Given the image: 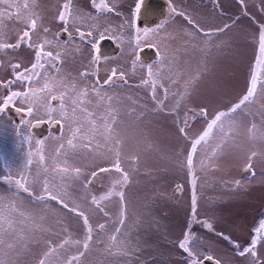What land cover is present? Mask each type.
Listing matches in <instances>:
<instances>
[{"label": "rangeland", "instance_id": "1", "mask_svg": "<svg viewBox=\"0 0 264 264\" xmlns=\"http://www.w3.org/2000/svg\"><path fill=\"white\" fill-rule=\"evenodd\" d=\"M38 1L0 4L6 21L15 17L10 31L16 34L12 40L0 34V44H16L23 31L31 33L27 46L24 40L12 52L20 65L17 74L32 77L17 83V92L28 93L27 99L18 97V105L32 106L33 118L57 121L61 132L31 142L27 131H18L17 147L0 152V176L18 178L28 189L14 193L0 185V259L6 264H189L179 247L188 234L199 260L264 264V62L259 53L264 0H168L171 14L147 32L135 27L134 18L129 26L117 14L124 15L128 2L114 0L120 9L115 7L110 26L103 29L98 19L86 29L111 32L121 53L97 66L67 59L57 69L60 24L46 19L47 0L40 6ZM137 2L126 6L135 8ZM31 19L37 21L35 29L28 27ZM42 38L57 57H48L46 66V50L38 46ZM146 46L156 51L149 62L137 54ZM37 51L43 53L39 62ZM33 63L43 67L33 70ZM121 72L125 83L115 81ZM110 76L113 82L105 83ZM250 88L253 95L243 102ZM45 186L59 200L48 199ZM176 189L180 193L174 198ZM41 195L44 200L37 199ZM253 238L257 255H238Z\"/></svg>", "mask_w": 264, "mask_h": 264}, {"label": "flooded vegetation", "instance_id": "2", "mask_svg": "<svg viewBox=\"0 0 264 264\" xmlns=\"http://www.w3.org/2000/svg\"><path fill=\"white\" fill-rule=\"evenodd\" d=\"M124 1L129 3V0ZM65 2H67V0H47V7L49 10L47 11V13L45 11L46 19L59 21L58 14L60 11L64 10L63 4ZM103 3L108 4L109 8H112L113 11L108 12L107 10H100L98 7H93V0H73V8L65 13L67 24H65V22L59 21L60 25L55 34L59 50L58 59L53 63L56 69L59 66L64 67L66 65L67 59H72L73 61L78 62L82 58V61H84V65L97 66L99 62L111 60V58H114L121 53V45L111 37V32L102 30L91 31V29H86L90 26H93V24H95L98 19L100 22L104 23V28H101L107 29L110 26L111 18H113L111 16H115L117 12L115 7L117 6L120 9V6L114 0H103ZM95 4L99 6L101 4V0H95ZM126 4L123 5L126 10L122 9L124 15H122V12H120L119 16H122L123 18L126 17L128 19L127 21H129L132 18L131 11L134 10V8H131V5L126 6ZM52 7L54 11H52ZM3 11H5L6 13H13L16 10L11 9L10 11L8 9H3ZM69 13H71V15ZM169 14H171V9L168 5L165 7V17L159 24L163 23L168 18ZM137 16L134 17L135 27L140 31L146 30V27L138 28ZM0 18V26L3 24V26L5 27V31H3V33H0L2 35V38H9L10 40L16 38V34L13 31H10L11 23L14 22L13 20L15 19V17H9V20L6 21L7 18H3L2 14H0ZM65 27L68 28V31H64ZM79 28H84L85 31H77V29ZM80 32L85 33V38L83 40L80 38ZM89 33H91V35H89ZM30 34L31 33L29 32V35ZM24 40L19 41L21 47L24 45L27 46V43L30 39L28 37H25ZM39 44H43V38L38 42V46ZM43 45L46 50L44 56V66H46L49 65L50 62L47 56V53L49 51L48 42L45 41ZM144 48L138 49V57L149 62L147 55L144 52H141ZM16 50L17 48H0V100H3L5 98L6 93L10 94L11 91H17V83L21 82L16 81L18 68L13 67V65L18 64L17 53L12 54V52ZM94 70L97 69L95 68ZM9 81H13L11 87H4V85L8 84ZM25 81L27 80H24V82ZM115 81L117 83H125V80L120 79V76L115 77ZM54 100L58 102L57 98H55ZM18 103V97H13L12 102H10L8 107L4 109V112L0 114V152H11L17 147L18 131H21V133L27 131L32 142L33 138L39 140L47 138L50 133H54L53 127H57V125H55V123H58L57 121H49L48 118L37 119L32 117L33 113L31 115L27 114V108L32 106L26 107L24 111L17 112L16 108L19 107ZM0 107H3V105L0 104ZM28 121H31V126H28ZM59 126L61 131V125L59 124ZM21 127L22 129L19 130V128ZM36 129L41 131V133L45 132V135L39 138ZM1 156L2 154L0 153V158ZM17 180L18 178L16 179L15 177L11 176H0V185H4L6 189H10L14 191V193H18V189L20 187L16 184ZM256 230V227L253 226V231L257 233L258 230ZM250 241L251 239L247 241V244L250 245ZM237 252L239 253V251ZM200 261L202 262V264H216L215 262L208 260L207 256H204L202 259H200ZM137 264H141V261H139Z\"/></svg>", "mask_w": 264, "mask_h": 264}, {"label": "snow or ice", "instance_id": "3", "mask_svg": "<svg viewBox=\"0 0 264 264\" xmlns=\"http://www.w3.org/2000/svg\"><path fill=\"white\" fill-rule=\"evenodd\" d=\"M8 3V0H0V4H7ZM143 3V0H138V2L135 4V8L134 10L131 11V17L134 18L137 16V14H139L141 12V5ZM10 7V5H8ZM25 8H28L29 5L26 3L24 5ZM93 7H98L100 10H107L108 12H111L113 11L112 8H109L108 4L106 3H103V0H101V4L99 6H97L95 4V0H93ZM73 8V0H67V2H65L63 4V11H60L59 14H58V19L59 21L61 22H65V24H67V20H66V12H68L70 9ZM71 15V13H69ZM119 15V13H117ZM126 23L129 24V26H131V20L129 21H126ZM28 27L31 28V29H35L37 27V21L36 19H31L30 20V23L28 24ZM45 32L48 31L47 28L44 29ZM64 31H68V28L65 27ZM77 31H79V29H77ZM148 30H145V32H147ZM80 38L83 40L85 38V33L84 32H80ZM89 35H91V33H89ZM29 36V32L28 31H23V34L22 36H20V40H24L25 37H28ZM259 40H260V44H259V53H260V61L261 62H264V31L261 32L260 34V37H259ZM19 47V42L17 44H0V48H18ZM43 53L41 51H37L36 52V60L37 62H39L41 60V57H42ZM47 56L52 58V59H56L57 57H52V53L49 52L47 53ZM14 68H19L20 65L19 64H15L13 65ZM37 67H43V64H38V63H33L32 64V69L35 70ZM25 72L28 71V69H25L24 70ZM148 75L149 77H151L153 75V72H152V69L149 68L148 69ZM112 76H116V71L113 70L112 71ZM124 78V73L121 72L120 73V79H123ZM32 77L31 75L29 76H24V73L21 72L19 74L16 75V81H21L23 82V80H31ZM113 82L112 81V77L110 76L108 80L105 81V83H111ZM13 83V81H9L8 84L4 85V87L6 88H10L11 87V84ZM145 83H147V81H145ZM255 83V77H253V84ZM45 88H47V85H45ZM253 95V90L250 88L248 90V93L247 95H245L243 97V102L247 101L249 97H251ZM13 97H23L24 99H27L28 98V93H21V92H17V91H11L10 94H5V98L3 100H0V104L3 105V107H0V114H2L4 112V109L8 107L9 103L12 102L13 100ZM55 99V97H53ZM16 111L17 112H21V111H24V109L20 108V107H17L16 108ZM205 111V114H206V110ZM33 113V108L32 107H28L27 108V114L31 115ZM42 122V121H41ZM216 121L215 119L212 120V122L210 123L212 126L215 125ZM28 126H31V121H28ZM181 132L184 131L183 128L180 129ZM38 144L41 143L40 141L37 142ZM73 141L70 139L68 140V144L69 145H72ZM196 143H199V141H197ZM194 145V148L196 147V144H193ZM192 145V147H193ZM41 160H43V157L41 156L40 158ZM187 163L189 165V171H191V166H192V157L189 156L188 157V160H187ZM251 169V163L248 164V170ZM63 171H67V169H64ZM79 171V170H77ZM101 171H106V169H101ZM116 171L119 172L121 171L119 165L117 164L116 166ZM93 175H95V173H93ZM128 179V176L127 174L124 175V181L126 182ZM195 183L196 181L193 180L192 181V184L193 186H195ZM237 184H239V181H236ZM16 184L24 189L25 191H28V189L25 187V185L21 182V180H17L16 181ZM179 187V186H178ZM44 191L45 193H47V198L48 199H52V200H59V197H58V194L55 192V191H52L50 190L47 186H45L44 188ZM32 193L29 192V195H31ZM37 199L38 200H44L45 199V196L41 195V196H37ZM196 196L195 194L193 195L192 197V207H193V211H195V208H196ZM64 207H67V205L65 204ZM85 222H87V219L85 218ZM197 223H199V221H196ZM87 224V223H86ZM101 228L104 227V225H100ZM203 227L211 230L212 229V225L207 223V222H204L203 224ZM260 229H264V222H261L260 224ZM258 229V231L260 230ZM220 235H223L222 233ZM114 239V238H113ZM224 239H228L227 236H224ZM188 241H189V235L188 234H185V237H184V240L182 242L179 243V247L187 253V255L190 257V262L189 264H202V262L199 260V254L195 251V250H190L189 246H188ZM257 239L256 238H253L251 239L250 241V247H245L243 248V250L239 251V255L243 256L245 255L246 253H250L252 257H255L257 255L256 251H255V248L257 246ZM88 245L87 243L84 244V248L87 249ZM208 260H211L212 257L211 256H208L207 257ZM0 264H6V261L4 259H0ZM39 264H46L45 260H40L39 261Z\"/></svg>", "mask_w": 264, "mask_h": 264}, {"label": "water", "instance_id": "4", "mask_svg": "<svg viewBox=\"0 0 264 264\" xmlns=\"http://www.w3.org/2000/svg\"><path fill=\"white\" fill-rule=\"evenodd\" d=\"M168 5V0H143L141 12L137 16L138 28L157 26L165 17V7ZM141 52H144L149 60H152L156 55V51L151 47H145ZM55 125H57V127H53V132L59 134L61 132L60 126L58 123H55ZM36 132L39 138L45 135V132L41 133V131L37 129ZM179 193V189H176L173 194L174 198H176Z\"/></svg>", "mask_w": 264, "mask_h": 264}, {"label": "bare ground", "instance_id": "5", "mask_svg": "<svg viewBox=\"0 0 264 264\" xmlns=\"http://www.w3.org/2000/svg\"><path fill=\"white\" fill-rule=\"evenodd\" d=\"M41 3H42V1L39 0L38 3H37V6H40Z\"/></svg>", "mask_w": 264, "mask_h": 264}, {"label": "crops", "instance_id": "6", "mask_svg": "<svg viewBox=\"0 0 264 264\" xmlns=\"http://www.w3.org/2000/svg\"><path fill=\"white\" fill-rule=\"evenodd\" d=\"M261 71V70H260ZM258 246V245H257ZM236 253V252H235ZM237 254L239 255V253L237 252ZM241 256V255H240Z\"/></svg>", "mask_w": 264, "mask_h": 264}]
</instances>
